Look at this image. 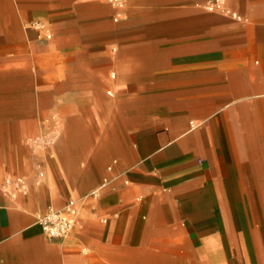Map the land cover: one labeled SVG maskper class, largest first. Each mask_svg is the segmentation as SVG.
Returning <instances> with one entry per match:
<instances>
[{"label": "crops", "instance_id": "0c3cea01", "mask_svg": "<svg viewBox=\"0 0 264 264\" xmlns=\"http://www.w3.org/2000/svg\"><path fill=\"white\" fill-rule=\"evenodd\" d=\"M211 1L126 0L114 20L105 0H0V264H246L262 248L240 222L264 185V0ZM58 114L70 134L34 156L23 128ZM34 159L43 184L4 183ZM105 177L70 232L42 230Z\"/></svg>", "mask_w": 264, "mask_h": 264}, {"label": "rangeland", "instance_id": "374dc122", "mask_svg": "<svg viewBox=\"0 0 264 264\" xmlns=\"http://www.w3.org/2000/svg\"><path fill=\"white\" fill-rule=\"evenodd\" d=\"M61 118V114H58L54 116V122H48L46 116H43L37 127L23 128L24 145L27 150L36 156L53 147L61 135H69V130L60 125ZM15 177H20L24 181L22 191H26L30 185H41L47 179L43 165L37 159H34L32 166L27 168L26 173L18 174ZM244 194L246 202L245 206L242 207L244 221L240 222V225L251 226L262 237L263 241L260 250H248L244 261L246 264H264V185H257L254 190ZM234 261V256L230 255V264H233Z\"/></svg>", "mask_w": 264, "mask_h": 264}, {"label": "built area", "instance_id": "2783aa9c", "mask_svg": "<svg viewBox=\"0 0 264 264\" xmlns=\"http://www.w3.org/2000/svg\"><path fill=\"white\" fill-rule=\"evenodd\" d=\"M115 9L114 20H119L122 16V8L126 0H107ZM222 6V0H213L206 4L209 10H214ZM35 27L38 30L43 28V24L40 22L35 23ZM45 37L49 38L50 34L45 32ZM107 169H111L110 166ZM110 182V178L105 177L101 183L86 193L80 198H71L66 204L61 208H49L44 214L39 215L38 224L41 226L42 230L49 236L53 238L63 237L74 226L75 219L78 214L79 204L81 201L94 200L96 199L100 191L105 188ZM5 184H13L14 186L23 189L24 181L20 177H6L4 179Z\"/></svg>", "mask_w": 264, "mask_h": 264}]
</instances>
